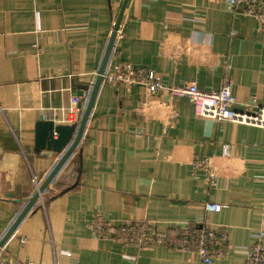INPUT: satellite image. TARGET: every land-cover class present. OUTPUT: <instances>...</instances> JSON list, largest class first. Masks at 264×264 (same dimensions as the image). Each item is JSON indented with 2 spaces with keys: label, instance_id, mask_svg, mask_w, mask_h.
<instances>
[{
  "label": "crops",
  "instance_id": "0c3cea01",
  "mask_svg": "<svg viewBox=\"0 0 264 264\" xmlns=\"http://www.w3.org/2000/svg\"><path fill=\"white\" fill-rule=\"evenodd\" d=\"M122 1L0 0V240L36 192L32 176L41 184L60 157L34 149L36 121L79 120L72 81L95 79ZM125 63L170 86L212 91L230 79L233 109L251 98L264 106V31L244 5L128 0L107 75ZM161 101L104 77L76 150L0 246V262L200 264L165 245L96 237L88 223L100 213L115 228L145 220L168 236L206 219L229 240L210 264H245L264 231V128L199 117L185 96L174 98L173 115L156 108ZM195 158H208L216 187L193 171ZM206 201L226 206L205 211Z\"/></svg>",
  "mask_w": 264,
  "mask_h": 264
},
{
  "label": "built area",
  "instance_id": "2783aa9c",
  "mask_svg": "<svg viewBox=\"0 0 264 264\" xmlns=\"http://www.w3.org/2000/svg\"><path fill=\"white\" fill-rule=\"evenodd\" d=\"M225 1L230 6L244 5L245 13L253 16L257 21L258 28L264 31V0ZM107 76L114 85H140L144 87L147 94L160 96L162 101L156 108H165L172 115L175 114L174 98L185 96L193 104L194 113L199 117L264 128V106L256 104L253 98L243 102V108L240 110L232 108L238 101L232 92L230 79H224L218 89L212 91L199 89L194 81L187 85L170 86L165 85L153 70H142L126 63L114 67L109 75H107L106 69L104 77ZM77 121L78 119L74 122ZM228 147V144L222 146L223 154L228 155ZM191 167L194 172L203 171L208 185L216 187L217 176L213 172L208 158L193 159ZM32 181L37 191L40 183L36 175L32 176ZM38 200L42 202L41 194ZM225 206V204L208 201L203 204L205 211H220ZM262 213L264 214V211ZM88 226L98 238L114 239L119 243L138 248L165 245L178 251L194 254L200 264H210L213 258L225 255L229 246L227 229L224 226L213 229L208 225L206 219L198 225L181 226L173 236L158 231L153 223L145 220L125 222L115 228L112 222L100 213L92 217ZM255 238V242L247 247L245 264H264V231L256 233ZM20 242L24 243L25 238H21ZM62 252L67 256L70 255L68 251ZM124 256L135 259L134 256ZM0 264H8V260H3Z\"/></svg>",
  "mask_w": 264,
  "mask_h": 264
},
{
  "label": "water",
  "instance_id": "95a60500",
  "mask_svg": "<svg viewBox=\"0 0 264 264\" xmlns=\"http://www.w3.org/2000/svg\"><path fill=\"white\" fill-rule=\"evenodd\" d=\"M127 1L128 0L122 1L117 18L113 25V29L110 33L105 51L99 62L95 79L92 81V83L72 81L74 83L75 95L81 98L78 103V106H82V101L84 103L83 111L81 112L79 120L72 124H55L54 121L51 119L36 121L34 127V149L56 152L60 154V157L56 164L46 175L44 181L40 184L38 190L30 197L20 214L9 227L8 231L3 235L2 239L0 240V246H2L9 234L18 225L23 216L30 210L32 205L37 201L40 194L44 192L47 185L54 180L57 172L64 165L69 156L76 150V147L82 137L86 122L90 115V111L92 109L96 93L102 80L104 79L107 62L116 38L117 30L119 29L120 22L122 20L123 12L126 7ZM85 91H87V94L84 97L83 94Z\"/></svg>",
  "mask_w": 264,
  "mask_h": 264
}]
</instances>
